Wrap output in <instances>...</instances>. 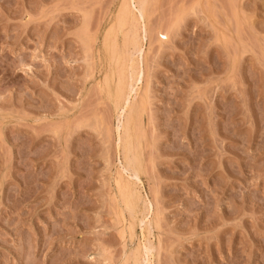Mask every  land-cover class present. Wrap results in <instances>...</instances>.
Instances as JSON below:
<instances>
[{
    "label": "rangeland",
    "instance_id": "obj_1",
    "mask_svg": "<svg viewBox=\"0 0 264 264\" xmlns=\"http://www.w3.org/2000/svg\"><path fill=\"white\" fill-rule=\"evenodd\" d=\"M0 264H264V0H0Z\"/></svg>",
    "mask_w": 264,
    "mask_h": 264
},
{
    "label": "bare ground",
    "instance_id": "obj_2",
    "mask_svg": "<svg viewBox=\"0 0 264 264\" xmlns=\"http://www.w3.org/2000/svg\"><path fill=\"white\" fill-rule=\"evenodd\" d=\"M131 2H132V1H131ZM138 2H139V1H138ZM144 2H145V1H144ZM128 4H129V3H127V5H128ZM141 4H142V3H141ZM141 4H140V5H141ZM131 5H132V4H131ZM143 5H144V4H143ZM125 6H126V5H125ZM125 6H124V8H125ZM127 7H128V6H127ZM129 7H130V6H129ZM139 7H140V6H139ZM139 7H138V8H139ZM125 9H127V8H125ZM125 9H124V10H125ZM130 9H131V8H130ZM130 9H129V11H132V10H130ZM139 9H140V8H139ZM139 9H138V10H139ZM143 9H144V7H143ZM143 9H142V10H143ZM120 11H121V10H120ZM127 11H128V9H127ZM125 12H126V11H125ZM139 12H141V11H139ZM142 12H143V11H142ZM128 13H129V12H128ZM131 14H133V13H131ZM131 14H130V16H131ZM127 15H128V14H127ZM139 15H140V14H139ZM122 16H123V15H122ZM132 16H133V15H132ZM132 16H131V17H132ZM144 16H145V15H144ZM124 17H125V15H124ZM127 17H128V16H127ZM127 17H126V19H127ZM141 17H142V15H141ZM141 17H140V18H141ZM119 18L122 19L121 17H119ZM130 19H131V18H130ZM142 19H143V18H141L140 20H142ZM124 20H125V18H124ZM143 20H144V19H143ZM128 21H129V20H128ZM136 21H137V20H136ZM122 22H123V21H122ZM122 22H121V23H122ZM125 22H127V21H125ZM139 22H140V21H139ZM141 22H142V21H141ZM127 23H128V22H127ZM133 23H134V21H133ZM121 25H122V24H121ZM124 25H125L126 27L128 26V25H126V24H124ZM131 25H132V24H131ZM131 25H129V26H131ZM133 25H134V24H133ZM133 25H132V26H133ZM142 25H143V24H142ZM129 26H128V27H129ZM119 27H120V26H119ZM119 27H118V28H119ZM121 28H122V27H121ZM119 29H120V28H119ZM119 29H118V30H119ZM121 30H122V29H121ZM129 30H130V27H129ZM133 30H134V27H133ZM135 31H136V30H135ZM130 32H131V30H130ZM130 32H128L129 35L133 33V31H132L131 33H130ZM125 35H126V34H125ZM136 35H137V34H136ZM131 36H132V35H131ZM131 36H130V37H131ZM133 36H134V34H133ZM123 37H124V36H123ZM126 37H128V35H127ZM132 38H133V37H132ZM132 38H131V39H132ZM123 39H125V38H123ZM126 39H127V38H126ZM137 39H138V38H137ZM128 40H129V38H128ZM135 40H136V39H135ZM115 41H116V40H115ZM115 41H114V42H115ZM109 42H110V41H109ZM124 42H125V41L123 40V43H124ZM127 42H129V41H127ZM127 42L125 43V45L128 44ZM116 43H117V42H116ZM134 43H135V45H136V41L133 42V46H135ZM108 44H109V43H108ZM114 44H115V43H114ZM117 45H118V44H117ZM125 45H124V46H125ZM137 45L139 46V44H137ZM106 46H107V45H106ZM122 46H123V44H122ZM127 46H129V45H127ZM113 47H114V46H113ZM120 47H121V46H120ZM135 47H136V46H135ZM117 48H118V47H117ZM136 48H137V47H136ZM127 49H128V48H127ZM116 51H118V50H116ZM116 51H115V52H116ZM123 51H124V50H123ZM123 51H122V53H125V52H126V50H125V52H123ZM127 51H128V50H127ZM133 51H134V50H133ZM119 53H120V51H119ZM127 54H128V53H127ZM127 54H126V55H127ZM115 55H117V53H116ZM135 55H136V54H135ZM118 56H119V55H118ZM110 57L112 58V56H110ZM121 57H122V56H121ZM123 57H125V56L123 55ZM129 57H130V55H129L127 58H129ZM111 58H110V59H111ZM130 58H132V57H130ZM117 59H119V58L117 57ZM112 60H113V58H112ZM124 60H125V62H126V57L124 58ZM132 60H133V59H131V61H132ZM122 61H123V60H122ZM134 61H135V60H134ZM116 62H117V60H116ZM118 62H119V60H118ZM114 63H115V61H114ZM120 63H121V62H120ZM120 63H119V64H120ZM129 63H130V62H129ZM129 63H128V64H129ZM131 63H132V62H131ZM123 64H124V62H123ZM125 64H126V63H125ZM125 64H124V65H125ZM132 64H133V63H132ZM134 65H135V64H134ZM119 66H122V65H119ZM128 66H129V65H127V67H128ZM131 66H132V65H131ZM124 67H125V66H124ZM128 68H130V67H128ZM134 68H135V66H134ZM130 69H131V68H130ZM130 69H129V70H130ZM113 70H114V69H113ZM124 70H125V69H124ZM127 70H128V69H127ZM133 70H134V69H132V71H133ZM130 71H131V70H130ZM120 72H121V70L119 71V73H118V70H117V71H116V76L119 75ZM138 72H139V71H137V73H138ZM112 73H113V72H112ZM117 73H118V74H117ZM139 73H140V72H139ZM126 74L129 75V73H126ZM130 74H131V72H130ZM109 75H110V74H109ZM114 76H115V75H114ZM120 76H121V75H120ZM129 76H132V75H129ZM138 76H140V75H138ZM138 76H137V77H138ZM108 77H109V76H108ZM122 77H124V75H123ZM134 77H135V75L133 74L132 78L134 79ZM137 77H136V78H137ZM106 78H107V76H106ZM112 78H113V77H112ZM127 78H128V77H127ZM138 78H139V77H138ZM138 78H137L136 81H138ZM117 79L120 80L121 78H118V77H117ZM122 79H123V78H122ZM108 80H110V79L108 78ZM134 80H135V79H134ZM139 80H140V79H139ZM117 81H118V80H117ZM123 81H124V80H123ZM136 81H135V82H136ZM109 82H110V81H109ZM109 82H107V84H108ZM119 82H120V81H119ZM119 82H118V84H119ZM121 82H122V80H121ZM128 82H131V80L128 81ZM128 82H127V83H128ZM135 82H134V83H135ZM109 84L111 85V82H110ZM109 84H108V85H109ZM116 84H117V82H116ZM118 84H117V88L120 86V85H118ZM122 84H123V83H122ZM122 84H121V85H122ZM128 84H129V83H128ZM132 84H133V83H132ZM124 85H125V84H124ZM124 85L122 86L123 88H124ZM129 85H130V84H129ZM129 85H128V88H127V89H129V91L131 90V92H132V89H131V87H130ZM135 85H136V84H135ZM131 86H132V85H131ZM133 87H134V86H133ZM119 88H120V87H119ZM119 88H118V94L120 95L119 92H120L121 90L119 91ZM114 89H115V88H114ZM120 89H121V88H120ZM108 90H110V89H108ZM111 90H112V89H111ZM122 91H123V89H122ZM131 92H130V93H131ZM133 92H134V91H133ZM108 93H109V92H108ZM110 94H111V93H110ZM112 94H113V93H112ZM123 94H124V92H123ZM128 94H129V93H128ZM129 95H130V94H129ZM111 96H112V95H111ZM111 96H110V98L113 99L114 97L112 98ZM122 96H123V95H121V97H122ZM119 97H120V96H119ZM124 97L126 98V96H124ZM128 97H129V96H128ZM115 100H116V99H115ZM117 100H118V99H117ZM120 100H121V98H120ZM122 100H123V99H122ZM122 100H121V101H122ZM112 101H113V100H112ZM113 102H114V101H113ZM119 102H120V101H119ZM123 102H124V101H123ZM120 103H121V102H120ZM138 103H139V102H138ZM138 103H137V104H138ZM118 104H119V103H118ZM131 104H133V103L131 102ZM139 104H140V103H139ZM118 106H119V105H118ZM141 106H142V105L140 104V107H141ZM115 107H116V106H115ZM137 107H138V106H137ZM124 108H125V109H128V110H127V114H128L129 116L127 115L128 117H126L125 119L123 118V119H122L123 121L119 122L120 125H119V128L117 127V129H119V130H120V129H121V130H122V129L125 130V132H123V133H124V134L126 133V136H125V137H122L121 134H119V136H118V140H119L120 143H122V141H125V143L127 142V145H128V146L125 145V146H127V147L125 148V150H126L127 154H129V152L131 153V151H132V147H131L132 130H129L130 128L127 129V126L131 125L132 122H133V117H132V115H131V113L133 112V109H132V106L128 103V98H127L126 101H125ZM120 109H122V108L120 107ZM137 110H138V109H137ZM121 111H124V113L126 112V111L123 110V109H122ZM121 111H120V112H121ZM142 112H143V109H142ZM121 114H122V113H121ZM124 115H125V114H123V116H124ZM120 116H121V115H120ZM120 116H119V117H120ZM123 116H122V117H123ZM136 116H137V115H136ZM139 116H140V115H139ZM136 118H137V117H136ZM134 120H135V119H134ZM135 123H136V122H135ZM134 129H135V128H134ZM117 131H118V130H117ZM134 131H135V130H134ZM117 134H118V133H117ZM134 142H135V141H134ZM118 144H119V143H118ZM118 144H117V145H118ZM123 145H124V144H123ZM121 146H122V144H121ZM122 148H123V147H122ZM122 148H121V149H122ZM119 149H120V148H119ZM123 150H124V149H122V151H123ZM122 151H121V152H122ZM126 152H125V153H126ZM122 153H123V152H122ZM133 153H134V151H133ZM125 155H126V154H125ZM133 155L135 156V154H133ZM138 155H139V154H138ZM123 156H124V154H123ZM136 156H137V155H136ZM126 157H127V156H126ZM129 157H131V156H129ZM138 157H139V156H138ZM123 158L125 159V156H124ZM132 158H134V157H132ZM130 159H131V158H130ZM134 159H135V158H134ZM137 159H138V158H137ZM127 160H128V158H127ZM128 162H129V161H128ZM130 162H132V161H130ZM126 165H127V164H126ZM131 165H132V164H131ZM140 165H141V164H140ZM127 166H128V165H127ZM133 166H134V164H133ZM136 166H137V164H136ZM138 166H139V164H138ZM134 169H135V168H134ZM132 170H133V169H132ZM133 172H134V171H133ZM135 172H137V171H135ZM135 175H136V174H135ZM137 175H138V174H137ZM133 177H134V175H133ZM134 178H135V177H134ZM136 178L138 179V176H136ZM136 181L139 182V180H136ZM133 184H134V183H133ZM135 184H136V183H135ZM134 186H136V185H134ZM138 188H139V187H138ZM132 196H133V195H131V198H132ZM135 197L138 198V196H136V195H135ZM138 199H139V198H138ZM134 202H135V201H134ZM137 202H138V201H137ZM137 202H136V203H137ZM144 209H145V208H144ZM149 223H150V222H149ZM142 224H143V223H142ZM139 225H140V224H139ZM145 250H146V249H145ZM150 251H151V250H150ZM148 252H149V251H148Z\"/></svg>",
    "mask_w": 264,
    "mask_h": 264
}]
</instances>
